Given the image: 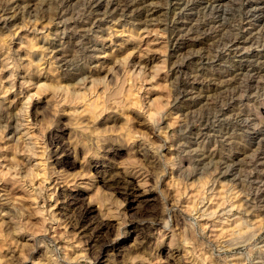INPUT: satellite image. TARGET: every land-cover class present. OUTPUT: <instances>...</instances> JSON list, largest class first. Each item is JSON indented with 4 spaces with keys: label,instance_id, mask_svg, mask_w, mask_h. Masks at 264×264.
<instances>
[{
    "label": "rangeland",
    "instance_id": "obj_1",
    "mask_svg": "<svg viewBox=\"0 0 264 264\" xmlns=\"http://www.w3.org/2000/svg\"><path fill=\"white\" fill-rule=\"evenodd\" d=\"M119 1L0 0V264H264V0Z\"/></svg>",
    "mask_w": 264,
    "mask_h": 264
},
{
    "label": "bare ground",
    "instance_id": "obj_2",
    "mask_svg": "<svg viewBox=\"0 0 264 264\" xmlns=\"http://www.w3.org/2000/svg\"><path fill=\"white\" fill-rule=\"evenodd\" d=\"M62 1V0H61ZM98 2V1H97ZM247 2V1H246ZM119 3H121V4H119ZM117 5H119L117 8L118 9H122V10H124L125 8H127V6H129L131 3H129L127 0H123V1H119V2H117L116 3ZM141 6V5H140ZM68 10V9H67ZM148 10V9H147ZM99 11V10H98ZM63 12V11H62ZM100 12V11H99ZM151 12V11H150ZM101 17H102V15H101ZM92 25V24H91ZM195 26V25H194ZM201 26V25H200ZM197 27V26H196ZM195 27V28H196ZM199 27V26H198ZM84 29H86V28H84ZM200 29V28H199ZM208 33V32H207ZM224 33V32H223ZM235 34V33H234ZM179 35V34H178ZM184 36V35H183ZM255 36V35H254ZM180 37V36H179ZM194 37V36H193ZM230 37V36H229ZM196 39V38H195ZM258 39V38H257ZM251 40V39H250ZM192 41V39L191 38H183V41L181 42L182 44H185V46H187V45H189L190 44V42ZM233 41V40H232ZM247 41V40H246ZM228 43V42H227ZM253 44V43H252ZM71 54V53H70ZM213 54V53H212ZM211 57V56H210ZM213 59V58H212ZM178 63V62H177ZM176 64V63H175ZM179 67V66H178ZM196 75V74H195ZM185 89V88H184ZM224 96V95H223ZM240 113H242V112H240ZM219 118V117H218ZM224 160V159H223ZM260 161V160H259ZM43 164V163H42ZM256 164V163H255ZM37 165H40V162L37 164ZM41 166H43V165H41ZM218 166V165H217ZM259 169V168H258ZM261 172V171H260ZM256 181V180H255ZM261 181V180H260ZM202 187H203V185L201 186V187H198L197 189H195L194 191L195 192H193L194 194H193V196H194V198H197V197H199L200 196V194L203 192V190H202ZM250 187V186H249ZM204 188V187H203ZM220 190V189H219ZM218 191V190H217ZM227 191V190H226ZM226 191H224V190H221L220 192L218 191V193H216V195H210V200L212 201V200H215V199H218V200H220V202H222V201H224L225 200V198H226ZM264 191V190H263ZM259 192V191H258ZM228 193H229V191H228ZM234 193V192H233ZM256 193V192H255ZM231 196H233L232 195V193L230 194ZM254 199V198H253ZM261 199V198H260ZM222 200V201H221ZM255 200V199H254ZM233 207H234V205H233ZM230 221V220H229ZM228 223V222H227ZM239 224H236V225H234V226H230V225H228V224H225L224 223V221H223V223L221 222V223H219L218 225H216V227L214 228V230H213V234L216 236V237H224V235H227V234H232L233 232H235V231H244L243 229L245 228V226H248V225H242V223H240V222H238ZM264 227V224L261 226V229ZM247 229V228H246ZM251 229V228H250ZM250 229H248V231L250 230ZM260 229V228H259ZM254 231V230H253ZM235 233H238V232H235ZM241 233V232H240ZM243 233V232H242ZM257 233H258V231H257ZM234 234V233H233Z\"/></svg>",
    "mask_w": 264,
    "mask_h": 264
}]
</instances>
